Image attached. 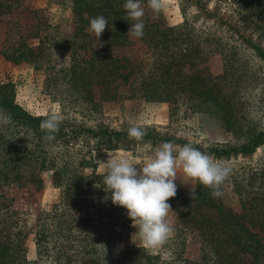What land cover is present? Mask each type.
Instances as JSON below:
<instances>
[{"label":"trees","instance_id":"1","mask_svg":"<svg viewBox=\"0 0 264 264\" xmlns=\"http://www.w3.org/2000/svg\"><path fill=\"white\" fill-rule=\"evenodd\" d=\"M177 1L182 16L180 23L169 25L163 19L144 16V34L135 38L128 33L134 22L127 20L123 8L126 0H73L72 12L81 25L77 26L70 44L69 70L71 77L77 68L81 71V119L63 115L59 132L51 141L39 127L46 115L29 113L15 101L13 86L0 83V214L2 211L4 216L0 228L8 227L16 214L11 208L4 210L2 187L32 184L35 190H40L41 173L51 171L53 186L59 190L58 201L49 212L38 217L34 240L39 258L51 254L54 260L63 257L79 260L71 264H165L159 253H148L144 247L128 241L131 219L127 210L112 204L111 193L103 189L104 172L95 170L94 150L129 149L134 140L128 138V128H114L100 120L94 89L101 100H116L124 95L128 99L166 102L171 117L188 112L214 115L228 132L244 139L238 145L203 146L192 142L217 161L249 155L264 146V126L253 116L249 96L253 89L260 91L261 99L264 96L261 92L264 89V0ZM141 3L146 4L147 0ZM99 15L108 20V28L98 45L85 28L91 18ZM79 34L81 39L77 38ZM42 41L36 47L20 43L17 53L5 46L3 55L14 62L33 61L41 51ZM137 42V48L131 46ZM214 54L222 60L219 75H213L203 64ZM74 92L79 91L74 89ZM261 107L258 104L256 109ZM145 131L143 140L152 143L156 140L188 143L173 136H161L155 130ZM87 167H91V172H85ZM249 176V190H237L239 213L232 212L221 196L213 198L211 190L197 181L198 195L193 200L190 191H177L172 198L178 200L180 209L177 227L164 246L181 248L188 234L197 233L204 249H209L201 259L210 257V253L219 257V250H225L223 244L231 237L230 233L225 235L226 217L234 218L231 225L251 236L253 233L244 221H249L250 226L263 227L264 164ZM95 183L101 187H94ZM255 183L259 184L258 190ZM202 206L214 209L216 219L182 210ZM241 218L242 222L238 220ZM49 222L51 229L46 227ZM17 232H24V227L13 233ZM7 233L0 235L3 256L6 255L3 238L10 239ZM121 242L123 248L115 254L113 250ZM242 245L246 249L250 244L245 240ZM13 248L6 247L10 259L4 260L7 263L19 258ZM177 257L181 260V256ZM182 261L190 264L187 259Z\"/></svg>","mask_w":264,"mask_h":264},{"label":"rangeland","instance_id":"2","mask_svg":"<svg viewBox=\"0 0 264 264\" xmlns=\"http://www.w3.org/2000/svg\"><path fill=\"white\" fill-rule=\"evenodd\" d=\"M73 0H0V83H10L14 89L15 101L33 115H47L54 110L61 115L69 118L75 116L81 119V71L77 68L71 77V47L74 40V33L81 21L76 19L72 12ZM145 10L144 16L163 19L167 24L174 25L182 21V16L178 8L177 0H164L163 9L159 12L153 11L148 3L142 4ZM89 32V26L85 28ZM93 39V43H101L102 35L99 40ZM77 38L81 39V34ZM42 41L41 51L33 61L14 62L6 59L3 55V48L8 46L10 52H18V45L36 47ZM134 48L139 43L133 45ZM131 46H128L130 49ZM128 48L124 50L128 51ZM135 53V51L133 52ZM256 62V60H253ZM213 75L222 73V60L218 54L208 56L203 63ZM76 86V88H75ZM77 89L79 92H74ZM250 92V91H249ZM264 93V89L262 91ZM121 93L119 92V95ZM253 116L259 119L264 126V96L261 99L258 89L251 90L249 93ZM98 104V117L100 120L114 128H129L131 123H138L144 130H155L161 136H173L185 141L202 144L203 146L212 145H238L244 140L243 137L228 132L223 123L214 115L206 112H188L170 116V105L166 102H146L139 98H126L124 95L116 100H101L96 89L93 95ZM258 104H262L260 110L256 109ZM64 113V114H63ZM66 113V114H65ZM164 141L143 140L134 142L129 149H107L101 147L92 152V159L96 162L95 170L99 173L105 171V163L109 156H127L133 161L141 162V166L147 164L153 157L156 147ZM183 146V144H176ZM219 162L230 166L232 169L228 179L222 184L221 197L223 203L230 207L232 212L241 211V203L237 190L248 191L247 181L252 171L258 170L264 164V146L255 150L252 154L245 156L231 157ZM139 167V165H137ZM86 173L91 172V167L85 169ZM43 186L40 190H35L32 184L19 186L17 184L2 187L6 208H11L16 214L13 215L8 227L0 228V235L8 232V240L4 239L3 246L14 247L18 253V259L10 260L6 255L0 254V264H71L79 260H54L50 255L39 258L36 254L35 233L38 230V217L43 212H49L52 205L58 201L59 190L53 186L52 172L44 171L41 173ZM177 191H190L191 187L196 186V181L186 177L182 170H178V178L175 181ZM255 190L259 184L255 183ZM6 197V198H5ZM168 203L171 209L168 220L177 227L178 222V200L169 198ZM198 216L216 219V211L212 208L202 206L199 209L184 208ZM0 214V220L4 217ZM247 217V216H246ZM242 222V218L238 219ZM245 220V219H244ZM234 221L226 217L225 235L231 234L229 240L223 244L225 250L220 249V255L210 253V257L201 259L209 249H204L202 238L197 233H190L185 237L184 244L180 248L165 247L157 249H145L148 253L161 255L165 264H182V259H187L190 264H264V226H250L249 221H244L245 226L253 235L232 226ZM24 227V232L14 234L17 228ZM52 228L51 222L47 224ZM11 230V233H9ZM136 229L130 224L128 241L133 245L142 246ZM222 234V233H221ZM19 235V236H18ZM235 238L232 239V238ZM247 241L250 244L246 249H242V243ZM13 242L11 245L10 243ZM17 245V246H16ZM121 242L113 250L115 254L123 248ZM77 247V246H76ZM75 247V248H76ZM143 247V246H142ZM78 248V247H77ZM1 252V250H0ZM181 256V260H178Z\"/></svg>","mask_w":264,"mask_h":264},{"label":"clouds","instance_id":"3","mask_svg":"<svg viewBox=\"0 0 264 264\" xmlns=\"http://www.w3.org/2000/svg\"><path fill=\"white\" fill-rule=\"evenodd\" d=\"M148 6L156 12L163 9L164 0H147ZM127 20L131 23L128 33L140 38L143 36L145 15L141 0H126L123 4ZM108 20L99 15L89 21V32L99 40ZM63 116L54 110L41 120L40 130L49 141L55 139L60 129ZM128 138L141 142L146 135L144 127L131 123ZM103 173V189L111 193L113 205L124 207L127 216L136 229V235L145 249H157L166 244L174 234V226L168 220L171 205L169 198L177 195L178 170L190 180L209 188L213 198L221 196V186L232 172L230 166L215 160L211 155L200 151L191 141L178 146L171 141L156 147L152 159L141 166V162L133 161L127 156H109ZM139 165V167H137ZM94 187L100 188L98 184ZM193 200L198 194L194 187L190 188ZM187 210V209H185Z\"/></svg>","mask_w":264,"mask_h":264}]
</instances>
